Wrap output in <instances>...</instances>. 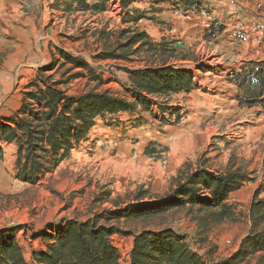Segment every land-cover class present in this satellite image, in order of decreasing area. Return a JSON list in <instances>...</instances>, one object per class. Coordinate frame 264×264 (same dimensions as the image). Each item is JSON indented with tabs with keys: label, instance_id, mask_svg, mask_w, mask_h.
Listing matches in <instances>:
<instances>
[{
	"label": "rangeland",
	"instance_id": "374dc122",
	"mask_svg": "<svg viewBox=\"0 0 264 264\" xmlns=\"http://www.w3.org/2000/svg\"><path fill=\"white\" fill-rule=\"evenodd\" d=\"M53 3L55 0L48 5ZM100 5L101 10L87 12L74 8L72 13L58 15L59 21L52 25L51 14L46 13L47 23L43 32L35 36L34 50L9 68L2 64L7 49L0 51V120L10 117L19 107L22 88L39 68L48 66L53 57L60 58L57 48L87 61L100 77L92 80L85 73L72 79L70 93L108 90L135 100L125 89L132 82L127 70L159 66L167 61L175 68L189 70L195 81L188 89L173 92H187L191 88L192 93H150L146 99L151 108L136 103L135 109L123 118L97 116L98 126L89 136L34 184L17 178L16 146L2 142L0 227L14 228L28 259L33 246L31 234L50 231L49 224L59 229L63 218L85 220L104 210L123 207L134 202L133 196L139 190L145 191L143 200L160 198L178 176L198 168L217 172L240 169L248 177L227 196L234 209V216L228 220L209 223L200 231L186 208H171L146 221L119 222V227L134 231L172 227L206 259L217 262L229 257L251 230L252 201L264 198V52L229 56L222 62L206 43L191 62L183 59L190 57L188 52L179 49L176 53L173 47L180 39L148 38L151 46L144 45L126 60L100 59L95 56L97 53L111 50L117 41L125 40V36L119 35L120 29L144 31L131 22V14L121 0L110 1L106 9ZM227 66L238 71L223 73ZM57 77L59 74L54 75ZM102 124L118 128L114 131L116 141L107 140L112 132L105 129V133ZM138 129L150 139L144 142L147 137H136ZM125 139L132 141L124 143ZM137 141L140 142L134 144ZM129 147L138 153L132 160ZM158 174L164 177L158 178ZM258 224L264 227V220ZM112 241L121 263L128 264L133 237L114 234Z\"/></svg>",
	"mask_w": 264,
	"mask_h": 264
},
{
	"label": "trees",
	"instance_id": "16d2710c",
	"mask_svg": "<svg viewBox=\"0 0 264 264\" xmlns=\"http://www.w3.org/2000/svg\"><path fill=\"white\" fill-rule=\"evenodd\" d=\"M76 2L80 9L101 10L100 3ZM129 16L135 22L143 15ZM119 35L125 36V40L117 41L113 49L95 56L126 60L144 45L151 46L144 31L122 28ZM57 51L60 58L53 57L48 66L39 68L22 88L19 107L10 117L0 120V157L1 143H14L16 176L30 184L54 170L70 155L71 149L86 138L97 116L120 110L133 111L136 103L151 108L146 94L168 95L191 86L189 70L163 62L159 66L127 70L132 82L125 89L136 97L135 100L108 90L70 93L68 86L72 79L85 73L92 80L100 77L87 61L63 49L57 48ZM55 74L59 77L54 78ZM247 177L248 174L240 169L217 172L198 168L178 176L175 184L160 198L143 200L145 191L139 190L133 196L134 202L123 207L104 210L85 220L63 218L59 229L49 224L50 231L35 233L44 239L45 248L32 250L29 260L23 254L14 228L0 227V264H122L118 248L112 241L114 234L133 237L128 264H264V227L258 224L264 220V198L251 203L252 227L240 247L217 262L194 250L186 237L172 227H144L138 231L119 227L121 219L146 221L171 208H186L201 231L209 223L234 216L227 196Z\"/></svg>",
	"mask_w": 264,
	"mask_h": 264
},
{
	"label": "crops",
	"instance_id": "0c3cea01",
	"mask_svg": "<svg viewBox=\"0 0 264 264\" xmlns=\"http://www.w3.org/2000/svg\"><path fill=\"white\" fill-rule=\"evenodd\" d=\"M85 1L88 4L102 3L106 9L112 0ZM121 1L124 7L128 8L127 13L132 16L134 13L143 15L137 21L131 22L144 30L148 38L152 40H160L161 38L163 40L180 39L174 42L173 47L176 49V53L179 49L183 50L184 53L188 52L189 58L183 56V59H187V61L193 62L199 51L205 48L206 43L210 44L208 46L209 49L222 62L229 56L233 58L236 55L243 56L264 52V0ZM49 2H52V0H0V51L7 49L5 60L2 63L4 64L3 66L9 68L18 58L27 57L34 50L35 36L37 33L43 32L44 25L47 23L46 13L51 14L52 25L59 21L58 15L72 13L74 8L81 10L77 6L76 0H55L52 5H48ZM88 10L83 9L82 11L87 12ZM209 30H212V32L209 33ZM207 39H210V41H206ZM192 52L193 55L191 54ZM166 64H169V61ZM226 70L232 73L234 70L238 71L232 66H227L226 69H223V73ZM226 74L228 73L226 72ZM218 78L221 77L218 76ZM191 85H195L193 76ZM191 93L192 90L190 88L187 92L178 91L177 94L188 96ZM177 94L172 92L170 96ZM105 114L123 118L129 113L128 111L120 110ZM96 126L98 124L95 121L94 125L89 129L86 138ZM102 129L105 133V129L111 130L112 134L107 138L108 141H116L117 135L114 131H117L118 128L102 124ZM146 134L145 131L136 130V137L138 136L139 139L147 137ZM108 135L106 134L105 136ZM114 136L116 137L114 138ZM148 139H150L149 136L143 140L146 142ZM126 141L131 142L132 140L125 139L124 143ZM139 142H134V144L137 145ZM134 144L131 146H135ZM143 145L140 149L143 148ZM126 146L123 145V148H126ZM128 152L131 160L138 155L137 149L132 151L131 147H129ZM158 176V178L164 177L163 174L162 176L158 174ZM30 241L33 246L31 247L29 258L25 257L27 260L30 259L32 250L45 248V241L40 236L31 234ZM127 263H129V259Z\"/></svg>",
	"mask_w": 264,
	"mask_h": 264
}]
</instances>
